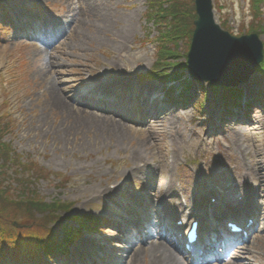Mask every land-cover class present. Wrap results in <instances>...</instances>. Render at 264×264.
I'll return each mask as SVG.
<instances>
[{"label": "rangeland", "instance_id": "374dc122", "mask_svg": "<svg viewBox=\"0 0 264 264\" xmlns=\"http://www.w3.org/2000/svg\"><path fill=\"white\" fill-rule=\"evenodd\" d=\"M145 1L21 0L24 7L35 8L36 16L43 13L35 4L47 8L52 5L53 11L71 23V28L53 47L36 40H0V107L8 102L15 124L13 133L2 142L19 154L27 153L51 171L63 173L59 178L38 180L35 185L47 201L59 198L72 202L76 213L108 210L115 199L104 195L109 196V184L122 177L127 178L126 188L110 196L126 193L134 197L143 182L162 202L168 198L167 192L173 191L194 202L199 195L195 192L198 181L208 183L206 179L216 175V168L227 165L231 171L255 175L252 177L262 187L264 205V110L254 119L225 124L221 133L213 135L210 131L203 133L202 120H192L194 112L190 107L167 108L152 119L129 123L123 116L79 104L76 84L87 82L105 92L115 91L123 86H138L136 75L150 70L153 46L139 40L149 32L146 26L152 27L150 38L158 36L159 31L145 18ZM215 2L212 0L215 22L225 21L235 36L255 21L248 0H220L219 7ZM261 14L260 36L264 42V6ZM255 79L263 82L258 75ZM156 87L161 85L155 82L152 89ZM54 92L60 103L55 102ZM256 111L254 108L252 113ZM222 161L230 162L220 166ZM186 164L190 167L185 168ZM177 179L182 184L176 190ZM16 184L12 181L13 186ZM61 225L58 220L53 227ZM58 234L62 236L60 231ZM129 251L125 264H188L182 258L177 261L176 253L167 247L152 243L136 245ZM236 261L264 264V232L223 264Z\"/></svg>", "mask_w": 264, "mask_h": 264}, {"label": "trees", "instance_id": "16d2710c", "mask_svg": "<svg viewBox=\"0 0 264 264\" xmlns=\"http://www.w3.org/2000/svg\"><path fill=\"white\" fill-rule=\"evenodd\" d=\"M248 1L255 21L245 29V33L262 34L263 27L258 15L259 13L261 15L264 1ZM219 4L220 0H216L215 7H219ZM145 15L148 22L154 21L159 25L156 40L150 38L149 27H146L149 32L142 39L143 42H152L155 45L156 60L147 76L160 80H167L170 77L182 78L183 70L187 69L184 58L186 59L189 51L194 21L197 18L194 0H148ZM222 26L228 29L225 21L222 22ZM180 58L182 59L178 60ZM257 72L264 74V60ZM237 91L241 92L240 89ZM227 97L231 99L230 95ZM3 107L5 103L0 110ZM9 122L11 121L5 114L0 116V264H14L16 261H20L21 264H36L43 259L41 248L44 249L45 255L51 258L57 254L68 253L69 239L64 244H59L48 242L47 236L50 233L48 225L59 219L62 212H70L71 203L56 198L51 202L44 201V196L40 195L36 188L35 184H38L36 181L49 180L52 176L59 178L62 175L40 166L29 157L23 161L16 151L3 143L2 137L10 131ZM12 122L14 123L13 120ZM3 127L7 129L1 130ZM12 181L17 184L13 186ZM90 220V217L83 216L80 219L81 227L90 228L87 227L92 225ZM15 223L20 227H16ZM68 232L70 238L72 232L71 230Z\"/></svg>", "mask_w": 264, "mask_h": 264}, {"label": "water", "instance_id": "95a60500", "mask_svg": "<svg viewBox=\"0 0 264 264\" xmlns=\"http://www.w3.org/2000/svg\"><path fill=\"white\" fill-rule=\"evenodd\" d=\"M195 9L190 72L219 85L237 86L247 81L263 58L258 35L235 37L223 30L214 20L212 0H195Z\"/></svg>", "mask_w": 264, "mask_h": 264}, {"label": "bare ground", "instance_id": "6f19581e", "mask_svg": "<svg viewBox=\"0 0 264 264\" xmlns=\"http://www.w3.org/2000/svg\"><path fill=\"white\" fill-rule=\"evenodd\" d=\"M215 49H217V48H215ZM104 87H105V86H104ZM198 90H199V89H198ZM53 94H54V100H55V102H59L60 100H59V98H58L56 92H54ZM59 103H60V102H59ZM94 117H95V116H94ZM153 244L155 245V247L161 245V244H159V243H153ZM154 258L157 259L158 256L156 255ZM164 259H166V258H164ZM177 261H181V258H180V257H177ZM152 264H155V262H152ZM172 264H176V263H172ZM232 264H242V263L239 262V261H236V262H234V263H232Z\"/></svg>", "mask_w": 264, "mask_h": 264}]
</instances>
